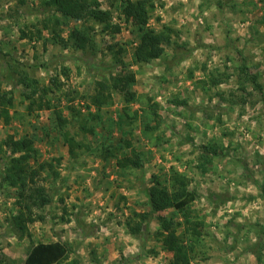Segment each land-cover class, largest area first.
Listing matches in <instances>:
<instances>
[{
	"label": "rangeland",
	"instance_id": "obj_1",
	"mask_svg": "<svg viewBox=\"0 0 264 264\" xmlns=\"http://www.w3.org/2000/svg\"><path fill=\"white\" fill-rule=\"evenodd\" d=\"M98 1L112 12L121 33L105 35L97 27L95 47L80 52L55 45L48 31L41 40L21 39V30L34 31L32 25L52 15L41 0L26 5L0 0L3 54H11L21 65L38 66L33 74L42 83L61 76L64 90L76 92L75 114L61 96L56 103L74 123L68 130L91 147L72 158L62 138L46 137L54 129L52 111L28 116L22 98L26 90L14 89V118L9 125L0 120V144L9 135L36 139L40 162H52L59 175L43 176L53 202L40 212L43 219L30 226L32 238H20L13 223L16 192L2 179L8 151H0V264H25L34 245L53 242L69 248L63 264H170L173 255L159 242L160 225L145 190L154 178L169 186L172 171L187 177L197 195L193 215L203 223L191 264H264V2L152 0L156 8L145 27L156 32L171 29L173 45L152 64L136 65L133 52L141 27L125 21V0ZM80 25L70 20L61 32L68 37ZM114 43L127 50L124 60L137 74L138 101L127 106L120 95H113L102 121L92 126L94 133L86 135L80 125L91 108L83 98L94 93L96 81L115 74L105 69L112 65L108 46ZM189 51L185 60L177 61L178 53ZM3 54L0 72L9 61L15 62ZM43 64L48 67H40ZM244 64L257 84L247 80ZM2 88L11 90L6 83ZM150 99L158 104L160 116L152 137L143 133ZM125 112L132 125L122 120ZM123 140L132 147L123 146ZM103 143L112 152L119 148V155L140 156L141 167L123 169L116 158L105 159L96 151ZM214 145L218 155L207 150ZM135 213L149 214L141 236L127 227ZM165 214L184 222L176 211ZM183 231L178 227L180 234ZM191 237H185L188 244Z\"/></svg>",
	"mask_w": 264,
	"mask_h": 264
},
{
	"label": "trees",
	"instance_id": "obj_2",
	"mask_svg": "<svg viewBox=\"0 0 264 264\" xmlns=\"http://www.w3.org/2000/svg\"><path fill=\"white\" fill-rule=\"evenodd\" d=\"M28 1L19 0V3L26 5ZM262 1L264 2V0ZM41 2L43 6L53 10L52 15L42 22L32 25L34 31L31 28H28V31L21 30V39L41 40L43 31H48L52 34V41L55 45L86 52L95 47L94 33L97 32V27H101L99 32L101 34L121 33V27L113 24L112 12L103 10L98 0H41ZM155 8L152 0H125V6L122 10L125 21L141 27L140 39L133 52V63L136 65L152 64L161 59L166 54L167 48L173 45L171 34L173 31L171 29L156 32L145 27L146 21L150 19ZM70 20L81 25L73 28L68 37H64L61 26L68 24ZM108 50L111 52L112 65L105 69H112L116 72L108 78L96 81L94 93L89 98H83L89 100L91 108L90 114L84 118L80 125V131L86 135L94 133L95 130L92 126L95 123L99 124L100 120L102 121V112L111 104L113 95H120L127 106L138 101V95L134 90L137 84V74L132 70L131 65L124 60L127 50L118 43L109 45ZM0 53L3 54L1 48ZM190 54L191 51L186 54L178 53L177 56L180 58L177 61L182 62ZM3 55L4 57L11 56L10 59L15 61L11 54ZM40 67L47 68L48 65L43 64ZM87 67L93 68L90 64ZM36 68L39 67L9 61L6 67L2 69L0 72V120L3 119L7 125L11 123L14 118L12 113L16 109L14 89L23 87L26 92L23 93L22 98L28 103L26 106L28 116H32L37 111H52L53 113L54 129L49 131L50 133L48 132L47 138H52L53 134H57L56 140L62 138L63 142L69 145V154L72 158L81 155L83 149L90 151L89 145L77 140V133L72 135L71 131L68 130L74 123L63 114V111L59 109L60 105L56 103L61 96L63 100L69 103V111L75 114L74 99L76 92L64 90L65 83L61 80V76L51 78L48 84L42 83L33 74ZM248 69V66L244 64L243 73L248 77L247 80L257 84V77L252 76ZM63 74H66L65 70H63ZM190 77L193 78L192 72ZM5 83L10 85V91L3 90L2 85ZM149 101V118H147L149 120L146 121L147 119H145L143 133L152 137L159 129L160 116L158 104L153 103L152 99ZM93 108L97 111L92 112ZM76 114L82 116L81 112H76ZM124 118L129 120L130 125H132V118L127 112H125L122 120ZM35 140L27 136L17 139L9 135L3 144H0V151H3L4 147L8 151V155H6L8 162L2 179L8 187L16 192L14 204L16 214L13 217V223L20 238H32L30 226L43 219L40 212L53 202L52 195L43 184L46 179L43 176L59 175L52 162H40V151L36 147ZM120 143L123 146L132 147V144L127 140L120 141ZM207 150L217 155L219 152L215 145L208 147ZM96 151L105 159L110 156L116 158L120 168L135 169L141 167L140 156L134 153L132 155L124 153L119 155V148L112 152L104 143ZM169 182L170 185L166 186L161 183L160 179L154 178L152 185L145 190L148 205L150 210L157 215L160 225L159 242L165 251L173 255L170 264H191L195 245L199 243L203 229V223L193 215L192 211L197 195L190 190L189 181L182 173L172 171ZM171 210L181 214L184 222H177L165 214ZM148 217V213H135L134 217L127 223L129 233L143 235L147 231L145 224ZM178 227H183L182 234L178 232ZM187 234L192 236L191 244L185 240ZM69 253L68 246L62 242L38 243L29 251L25 264H63L67 262Z\"/></svg>",
	"mask_w": 264,
	"mask_h": 264
}]
</instances>
